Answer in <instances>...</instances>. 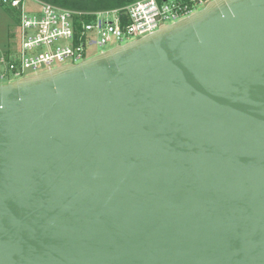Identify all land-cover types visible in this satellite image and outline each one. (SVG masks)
Listing matches in <instances>:
<instances>
[{
    "label": "water",
    "instance_id": "obj_1",
    "mask_svg": "<svg viewBox=\"0 0 264 264\" xmlns=\"http://www.w3.org/2000/svg\"><path fill=\"white\" fill-rule=\"evenodd\" d=\"M0 264H264V0L0 85Z\"/></svg>",
    "mask_w": 264,
    "mask_h": 264
},
{
    "label": "built area",
    "instance_id": "obj_2",
    "mask_svg": "<svg viewBox=\"0 0 264 264\" xmlns=\"http://www.w3.org/2000/svg\"><path fill=\"white\" fill-rule=\"evenodd\" d=\"M26 1L32 9L26 8ZM210 1L138 0L116 9L77 12L39 0H0L1 8L19 15L18 48L0 56V79L11 82L28 72L78 64L88 59L87 46L114 48L138 40L194 14ZM41 47L45 49L38 51Z\"/></svg>",
    "mask_w": 264,
    "mask_h": 264
},
{
    "label": "rangeland",
    "instance_id": "obj_3",
    "mask_svg": "<svg viewBox=\"0 0 264 264\" xmlns=\"http://www.w3.org/2000/svg\"><path fill=\"white\" fill-rule=\"evenodd\" d=\"M133 1H138V0H133ZM30 3L31 2L26 1L25 6L27 9H32V6ZM18 21H19V15L17 11L10 9V12H8L5 8L0 7V56L7 52L17 50L18 48V40H17ZM123 44H125V41ZM58 45L63 46L64 43L60 42ZM44 49H45L44 47H41L38 49V51H41ZM109 49H111L110 46L105 47V48H100L97 46H87L86 47L87 57L90 58L92 56L101 54L102 52L109 50ZM36 74L28 72L26 76H32ZM10 80H14V79H10ZM7 83H8L7 79L6 80L0 79V85L7 84Z\"/></svg>",
    "mask_w": 264,
    "mask_h": 264
},
{
    "label": "trees",
    "instance_id": "obj_4",
    "mask_svg": "<svg viewBox=\"0 0 264 264\" xmlns=\"http://www.w3.org/2000/svg\"><path fill=\"white\" fill-rule=\"evenodd\" d=\"M54 6L77 12H97L126 6L133 0H39ZM8 12L10 8L4 7Z\"/></svg>",
    "mask_w": 264,
    "mask_h": 264
}]
</instances>
